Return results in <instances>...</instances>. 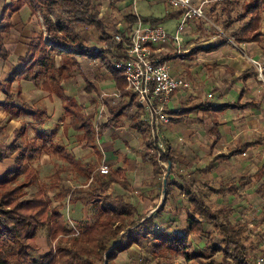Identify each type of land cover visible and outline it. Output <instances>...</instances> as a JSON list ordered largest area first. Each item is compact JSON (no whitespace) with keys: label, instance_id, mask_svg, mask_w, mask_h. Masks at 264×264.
Here are the masks:
<instances>
[{"label":"trees","instance_id":"trees-1","mask_svg":"<svg viewBox=\"0 0 264 264\" xmlns=\"http://www.w3.org/2000/svg\"><path fill=\"white\" fill-rule=\"evenodd\" d=\"M24 1L40 15L44 31L35 33L29 39L26 52L17 57L18 61L0 79V90L5 94L0 106L6 120L17 117L27 120L12 129L13 139L5 147H0V161L7 154L15 152L10 167L0 173V264H97V261L111 264L125 250L137 253L129 261L130 264H143L145 261L149 264H182L177 258L186 264H264V247L247 237L245 224L240 219L231 220V207H213L207 198L210 192L233 195L237 183L244 186L249 178L241 177L237 182L218 185L209 181L199 183L195 176L188 175L186 178L188 171L179 159L170 154L168 144L165 151L156 156V147L150 140L147 125L140 118L141 108L135 101L134 93L125 89L119 70L112 64L119 55L120 44L112 41L111 31L102 26L103 22L92 0H15L5 3L0 12V58L4 59L8 54V49L3 45L2 33L11 26L4 13L16 10ZM215 5L218 11H214ZM231 6L240 8L236 17L231 15ZM208 9L206 17L212 23L218 15L224 16L219 21V29L223 33L228 30L221 35L225 38L223 42L229 39L236 42L256 40L261 33L260 28H264V0H217ZM176 10L179 15L183 12L182 8ZM123 18L127 25L136 19L153 25L161 19L131 13ZM233 21L236 25L229 30ZM90 27L100 32V42L112 43L110 48L89 42L83 30ZM215 46L217 44L199 48L206 51ZM194 50L196 48L192 47L189 53ZM56 55L57 65L54 59ZM73 72L79 75L84 82L83 88L91 96L100 93L97 87L99 81L113 80L118 96L111 93L102 99L104 121L99 117L102 114H99L93 124L91 118L85 116L83 103L65 92L62 84L74 75ZM22 78L34 81L48 94L53 93L59 98L62 114L72 117L70 126L77 132V139L84 141L98 157L101 152L96 140L101 129L120 125L124 119L127 120L128 126L142 137L144 146L138 152L139 159L151 165V176L144 181L149 186L148 190L153 192L150 198H158L163 185L162 198L158 205L154 203L152 212L146 215V212L138 211L125 193L111 194L106 191L114 181L129 191L127 180L119 176L117 168L102 173L95 171L87 160L81 162L73 157L56 137L55 127L44 125L46 109L20 98L18 82ZM201 106L216 112L231 105L204 101ZM27 126L33 135L22 144L17 138L26 135ZM233 151L240 149L235 148ZM42 152L78 170L86 181L74 186L65 185L60 177L62 168L56 167L45 185L53 190L51 197L44 192L43 186L31 196L24 197L23 188L29 182L20 181L18 177L29 172L30 163ZM160 160L167 161L169 167L164 169ZM263 174V167H259L256 177L260 179ZM178 193L183 196L185 203L183 226L174 224L171 218L170 205ZM52 200H57L58 204L64 200L68 203L80 201L91 206L96 213L95 223L100 228L95 231L90 223L84 221L76 224L81 236L71 239L64 237L65 233L72 230L62 222L58 204L52 205ZM164 212L168 213L167 218L163 217ZM49 218L53 222L54 236L61 233L53 248L55 260L52 252L42 253L38 257L30 253L36 230L46 225ZM206 224L212 226V233L205 232ZM190 233L205 239L199 238L198 244H193L189 239ZM133 246L140 251L132 250Z\"/></svg>","mask_w":264,"mask_h":264},{"label":"crops","instance_id":"crops-1","mask_svg":"<svg viewBox=\"0 0 264 264\" xmlns=\"http://www.w3.org/2000/svg\"><path fill=\"white\" fill-rule=\"evenodd\" d=\"M10 1L15 0H0V12L4 4ZM92 1L95 3L97 13L101 14L98 10L97 1ZM214 1L216 2L217 0H205L202 3V5L205 4L207 6V12ZM108 3V8L118 16L117 20L109 24V26L112 25L114 28L112 32L119 28L118 30L124 33L129 28V25H127L123 18L128 13L135 14L136 16L149 17L151 19L161 18L155 24L163 26L168 33L175 29L180 16L177 14L176 9L178 8L170 6L164 0H106L101 5H107ZM214 11H218L216 5ZM4 16L10 21L11 26L8 31L2 33L3 45L8 49V54L4 59L0 58V79H3L9 68L18 61L17 57L26 52L29 39L35 33L44 31L40 15H38L36 10L32 11L25 1L16 10L11 12L5 11ZM191 17L183 24V36L178 51L174 50L171 43L154 44L152 49L153 55L158 56L165 62L170 58L181 59V56L194 59V66L186 69H180L175 66V68L169 70L166 63L168 70L172 74L181 76L184 79L186 78L190 86L186 87V89H176L171 93L168 99L169 101L166 104V107L169 105L167 107L168 109L166 108V112L172 119L168 123L159 126L158 130L161 139L165 146L166 144L169 145L170 154L179 159L186 171H188L186 178L188 175L195 176L199 183L209 181L213 185L233 181L237 182V179L241 177H248L250 179V174L246 175L242 171H246L251 165L255 166L257 159L255 151L257 152L258 148L262 149L263 147V153H260V156H264V90H262V87L259 86V82L257 81L260 79L257 74V68L250 62L249 58L260 62V66L262 67L261 75H263L264 28H260L261 33L256 40H243L242 42H236L232 39H229L228 42H223L225 38H222L221 35L216 33L217 31L206 33L207 31L202 30L205 35H201L199 42L196 44L191 37L194 35L195 30L198 28L201 29L202 25L204 26L205 24L201 23V18ZM101 20L103 22L102 26L106 30L108 24L105 23V19L101 18ZM141 21L149 24L148 21ZM209 21L213 26L214 23L210 19ZM90 28L94 31L93 33L97 32L98 39L100 32L95 28ZM224 33L226 34L227 31ZM214 35L215 37L212 38ZM107 43L100 42V44L96 43V45L102 46L103 48H110L104 47ZM214 44H217V46L210 50L205 51L199 48ZM192 47H195L196 50L189 53ZM77 76L79 77L78 74ZM80 83L84 87V82L81 79ZM18 84L21 99L31 103L41 98L43 107L46 109V117L50 116L53 118L54 115L59 116L61 103L57 96L53 93L48 94L37 83L29 79L22 78ZM65 84H67V87H65ZM62 85L66 93L74 94L71 79ZM97 87L100 89V93L94 97L96 99L98 98L100 105L98 112L102 114L99 117L104 121V105L102 99L111 93L114 95L117 93L115 96H118V91L113 87L112 79L99 81ZM111 87L114 90L110 93H106L103 90L105 88L110 89ZM4 98L5 94L0 90V103ZM44 101H47V103ZM204 101L213 104H230L231 106L213 112L201 106V103ZM176 109L181 110L180 112H176ZM96 117L98 118V115ZM3 118L6 120V115L0 106V121ZM15 123H17L16 119H8V124L5 128L6 131L8 132L17 128L15 127ZM61 127L64 128L62 123L59 125L60 129ZM100 132L96 140L97 147L101 152L100 157L97 156L91 147L83 146L76 142L75 144L69 143L64 139V136L62 137V143L65 144V147L76 158H83V160L90 162L94 166L95 171H97L99 164L104 162L110 170L117 168L119 176L125 179L127 178V182L130 178H134L135 171L140 175L139 183H143L145 179L151 176V165L147 161L142 162L138 156L139 150L144 146L142 144V137L137 131H134L128 126L127 120L124 119L122 124L117 126L105 127ZM128 142H131L132 145ZM176 148H179L178 153H175ZM235 148H239L240 151L232 152V149ZM181 150L187 151L189 153H187L188 156L180 157ZM258 152L260 151L258 150ZM244 153H247V157L244 156ZM14 154L15 152L10 153L8 157L1 160L5 166L0 170V173L10 167ZM87 154L91 157V160L86 157ZM5 160L6 162H4ZM49 160L50 157L47 153L42 152L40 154V163L47 164ZM259 167L263 166L260 165ZM147 168H149L148 171H146ZM258 168L256 167L251 173L255 179L260 181L263 179V176L260 179L256 177ZM235 169L236 173L234 172L230 175V171ZM69 174L72 176H81L78 170L75 169H72ZM235 174H237V177H233L228 182L220 180V175L228 177L229 175L233 176ZM215 176L218 180L215 179ZM131 184L135 185V181ZM244 186H240L237 183L236 192L233 195L210 193L227 197L228 200H231ZM147 187L149 188V186ZM256 190L258 192V187ZM106 191L111 194L126 193V190L115 181L109 184ZM210 193L207 194V197ZM161 198L162 196L155 202L157 205ZM152 199H147V201L151 202ZM209 203L213 207H218L219 205L230 206L229 204H219L216 206L211 200H209ZM150 209L146 212V215L155 208L152 206Z\"/></svg>","mask_w":264,"mask_h":264},{"label":"rangeland","instance_id":"rangeland-1","mask_svg":"<svg viewBox=\"0 0 264 264\" xmlns=\"http://www.w3.org/2000/svg\"><path fill=\"white\" fill-rule=\"evenodd\" d=\"M97 1V5H98V10L100 11L101 14H99V16L102 19H105V23L108 24L106 26V30L107 31H113L114 28L111 26H109L110 23H112V21L117 20L118 16L115 14V12L111 11L110 8H108V5H104L101 3H103L106 0H95ZM100 6V7H99ZM202 12L203 14L206 16L207 12V6L205 4H203L201 6ZM231 15L236 17L235 15L240 11V8L238 6H231ZM224 16L223 15H218V17L216 18V20H213L214 25L212 26V24L210 23L209 19L207 17L202 18V17H198L201 18L203 24H205L204 26L202 25L201 29H197L194 32V35L191 37L194 42L197 44L199 42V37L202 35H205V33L202 31H207L206 33H213V31H216V26L220 28V23L219 21L222 20ZM192 18V17H191ZM190 18V19H191ZM234 25H236L235 21L232 22V25L229 27L230 29H233ZM109 26V27H108ZM228 31V30H227ZM94 31L91 30V28H87L83 30V33H85V37H87V39L89 40L90 43L92 44H100L99 40L97 39V32L93 33ZM113 33V32H112ZM182 33L183 30L180 31V38H182ZM175 50V49H174ZM58 56H54L55 59V64H58ZM181 59L178 58H170L168 60H166V63L169 67V70H172L173 68L178 67L180 69H186L188 67H193L194 66V59H190L188 57H180ZM264 72V71H263ZM74 75H72V77L70 78L72 80L73 83V95L74 97L81 102V104L83 103V109H84V113L85 116H88L91 118L92 123L94 124L97 120V115L99 114L98 110L100 109V105L98 102V98L96 99L94 97V95L91 97V94H86L87 90L85 88L82 87V83H80V79L77 76V73L73 72ZM264 73L262 75V77H260L259 80H257L259 82V86L262 87V90H264ZM68 79V80H70ZM66 80V81H68ZM67 87V84H65ZM106 93H110L111 91H113L114 89L111 87L109 88H105L103 89ZM55 95V94H54ZM56 96V95H55ZM41 98H39V100L37 101H33L31 103L34 104H39L40 106H44L40 100ZM45 102V101H44ZM60 102V101H59ZM47 103V101L45 102ZM169 105H167L168 107ZM166 107V108H167ZM168 109V108H167ZM45 121H44V125L47 127H55V133H56V137L61 140H63V136L64 139L67 140V142L69 143H78V144H82L83 146L84 141H79L76 137L77 132L72 128V126H70V121L72 119L71 115H63L62 114V109L60 111L59 116L57 117V115L52 118V117H45ZM16 119L17 123H15V127H18L19 124L21 122L26 121L25 117H17L14 118ZM60 121V122H59ZM60 123H62V125L64 126V128L61 127V129L59 128ZM8 124V120H5V118L2 119V121H0V147H5L9 141H11L13 139V134H12V130L11 131H6V126ZM29 126H27L26 132H25V136L17 138V141H21L22 144H24V142L31 136L32 131L28 128ZM96 130V128H95ZM101 133V132H100ZM99 137V135H98ZM130 145H132L131 142H128ZM181 143V142H180ZM102 144V143H101ZM65 145V144H64ZM87 146V145H85ZM89 147V146H88ZM68 149V148H67ZM179 148H176V152L178 153ZM181 149H183L181 147ZM258 150L260 152H258ZM68 151H70L68 149ZM182 152H180V157H187L188 156V152L181 150ZM71 152V151H70ZM72 153V152H71ZM188 153V154H187ZM260 153H263V147L262 149L258 148L257 152L255 151V156L257 157L256 162H255V166L251 165L250 168H248L246 171H242V173L248 175L250 174V179L247 183L246 186H244V188H241L239 190V192L237 194L234 195V198L231 200H228L227 197H222V196H217L214 193H210L209 196L207 197L209 200H211V202H214V204L217 206L219 204H229L232 209L230 212V217L231 220L234 221V219H240L244 224H245V234L247 235V237L249 239H251L252 241H257L260 246L264 247V175H263V179H261L260 181H258L257 179H255L253 177V174L251 172H253V170L258 166H263L264 169V156H260ZM10 154V153H9ZM9 154H7V157L9 156ZM41 154V153H40ZM40 154L39 156L30 163V170L28 173L25 174V176H19L18 179L20 181H28L29 183H27L25 185V187L23 188V192H24V197L25 196H31L33 194V192L40 188L41 186L44 187V192L47 193L50 197L52 196V189H49V187L45 186L49 180H50V176L53 173L54 169L56 167H61L62 168V172L60 173V177H62L61 181L63 182V184L65 185H71L74 186L76 184H82L84 183V181H86L85 177L83 176H77V175H70L69 172L72 171V169L74 168H70L65 162L58 160L56 157H50V160L47 164H43L40 163ZM242 154V153H241ZM244 156L247 157V153H244ZM73 157L75 159H80L81 162H83V158H76L74 155ZM89 158V160H91V157L87 156ZM6 162V160L4 161ZM5 166V164L2 163L0 164V170L3 169V167ZM237 169V168H236ZM230 171L232 175L235 171ZM149 168H147L146 171H148ZM241 170H243V168H241ZM236 173V172H235ZM143 174V173H142ZM134 178H130V180L128 181V186H129V191L126 193L128 195V197L131 198V200L134 202V204L137 206L138 211L145 213L147 212L153 205L155 202H157V200L162 196L163 192L160 191L159 197H155V198H150L151 196H153V192H150L148 190L147 185H144V182L139 183V177L140 175L135 171L134 173ZM228 176V177H223L222 175H220V180L224 181V182H228L231 179H233V177H237V174L233 175V176ZM133 176V175H132ZM127 179V178H126ZM215 179H217V177L215 176ZM89 180V178H88ZM146 180V179H145ZM144 180V181H145ZM227 180V181H226ZM135 181V185H132L131 183ZM260 182V183H259ZM257 187L258 189H260V192H257ZM125 190V189H124ZM146 198V199H145ZM147 199H152L151 202H148ZM52 205L58 204L57 200H52L51 202ZM184 202H183V196L180 195L179 193L177 194V197L174 200V203L171 206V214L173 215L171 218L174 220V224L177 223L178 225H185V218H184V212H183V208H184ZM58 207L60 209V212L62 214V222L67 224V227L70 228L72 231H70L69 233H65L63 236L66 238H70L71 237H75V236H81L80 232H78V229L76 228V224L80 223V222H84L87 221L88 223H90L92 225V228L97 231L100 227L98 226V224L95 223V218H96V213L93 210V208L89 205H84L82 204L80 201H76L74 203H68L66 200H64L63 202L58 204ZM152 210V209H150ZM163 217L167 218L168 217V213L164 212L163 213ZM52 223L51 219L49 218L47 221L46 225H42L39 229L36 230V233L32 239V250L30 251L31 255L33 257H38L39 255H42V253H48V252H52L53 253V258L55 260V256H54V252H53V248L55 243L58 240V236L61 235V233H56L54 236L55 231L52 230ZM206 228V233L209 234L212 230V226L210 224H206L205 227ZM212 233V232H211ZM202 239L204 240L205 238L202 237H198L195 233H190L189 235V239H191V242L193 244L197 243L198 244V239ZM136 252L140 251V249L136 246H133V249ZM258 254V253H257ZM137 255V253H133L130 250H125L120 252L117 255V258L114 259L112 261L111 264H130L129 261L131 260L132 257H135ZM217 259V255L214 256ZM104 258V255L103 257ZM178 261H180V263L182 264H186L184 263V261L181 258H177ZM103 262V260H102ZM139 262H143L142 260H140ZM101 262L97 261V264H100ZM143 264H149L148 262L145 261V263Z\"/></svg>","mask_w":264,"mask_h":264},{"label":"built area","instance_id":"built-area-1","mask_svg":"<svg viewBox=\"0 0 264 264\" xmlns=\"http://www.w3.org/2000/svg\"><path fill=\"white\" fill-rule=\"evenodd\" d=\"M164 1L172 7L183 10L172 32L168 33L159 24H145L141 19H136L124 33H121L119 28L115 30L111 38L112 41L120 44L119 55L112 61V64L119 70L125 89L134 93L135 101L141 108V120L147 125L150 140L156 147L157 157L165 151V144H163L158 128L170 120L166 112L168 99L174 90L186 89L190 84L186 78L172 74L166 62L153 55V46L154 44L171 43L178 51L182 41L180 31L184 28V22L191 16L205 18L201 9L205 0ZM216 31L219 35H224L217 26ZM214 37L215 35L212 38ZM110 45L111 42L105 44L104 47H110ZM249 60L257 68L258 77H261L260 62L252 58ZM160 164L164 169L169 167L167 161L160 160ZM107 169L108 166L104 162L97 167V171L102 173Z\"/></svg>","mask_w":264,"mask_h":264},{"label":"water","instance_id":"water-1","mask_svg":"<svg viewBox=\"0 0 264 264\" xmlns=\"http://www.w3.org/2000/svg\"><path fill=\"white\" fill-rule=\"evenodd\" d=\"M161 189H162V192L164 191V189H163V185L161 186Z\"/></svg>","mask_w":264,"mask_h":264}]
</instances>
